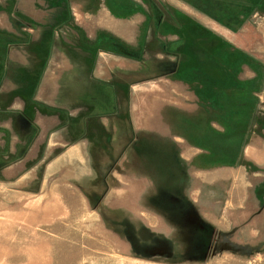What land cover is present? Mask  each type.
I'll list each match as a JSON object with an SVG mask.
<instances>
[{
	"label": "rangeland",
	"instance_id": "374dc122",
	"mask_svg": "<svg viewBox=\"0 0 264 264\" xmlns=\"http://www.w3.org/2000/svg\"><path fill=\"white\" fill-rule=\"evenodd\" d=\"M131 1L0 0V264H264V169L255 168L252 187L247 189L250 194L236 193L241 189L228 187L231 181L214 185L199 178L220 164L176 161L174 138H164L158 130L157 112L150 123L142 122L140 99H122L119 115L112 116L114 101L120 100L98 98L99 90L86 99L82 122L76 114L72 120L67 114H55L60 110L33 98L30 90L37 84L30 70L35 62V69L40 68L48 50L44 44L34 49L30 27L38 24L51 31L60 21L52 19V14L140 13L134 16L139 42L143 30L149 28L151 39L160 37L180 19L182 33L176 39L181 40L185 74L190 59L205 60L206 43L215 46L209 54L220 51L215 57H237L190 22L188 0ZM228 1L232 9V2L239 0ZM257 2L250 1L252 5ZM226 6L216 8L225 11ZM174 10L179 13L175 15ZM259 21L255 14L250 25L256 28ZM100 38L92 48L95 58L97 49L107 53L128 49L123 37ZM260 47L263 53L259 51L258 56L264 59L262 42ZM69 50L81 55L83 47L69 46ZM191 51L197 59L191 58ZM58 56L60 60L65 57L61 50ZM182 85L188 90V81ZM183 102L188 108L190 101ZM261 106L264 111V100ZM182 113V141L174 140L185 146L184 154L194 151L199 158L208 156L206 143L189 133L188 109ZM203 116L210 120L213 143L219 145L226 135L221 126L230 121L233 125L232 120L238 118L233 114ZM253 122L254 116L248 139L255 132ZM208 125L202 124L204 137ZM77 141H82V148ZM186 142L195 149L190 151ZM244 149L240 146L231 164L235 170L246 158L254 159L255 148L246 153ZM247 177L242 171V178Z\"/></svg>",
	"mask_w": 264,
	"mask_h": 264
},
{
	"label": "crops",
	"instance_id": "0c3cea01",
	"mask_svg": "<svg viewBox=\"0 0 264 264\" xmlns=\"http://www.w3.org/2000/svg\"><path fill=\"white\" fill-rule=\"evenodd\" d=\"M117 1L133 4L131 0ZM250 1L232 2L230 9L228 0H188L190 22L205 33L206 38L211 37L212 42L226 45L234 54L236 53L237 57L231 59L229 56L215 57L220 51L209 54L210 47L213 49L215 46L206 43V58L204 61H198L196 46L197 55L192 54L191 51V58L194 55L197 60H189L190 68L186 74L183 73L181 40L176 39V35L182 33L180 19L178 23H174V28L162 31L164 36L161 34L160 37H153L154 40L150 38L149 28L143 30L145 32L142 33L139 42L137 40L139 26L135 28L137 22L134 16L140 13L127 14L125 17L116 16L115 13H118L116 11L111 13L98 10L90 13L77 12L73 15L67 13L64 16L52 14L50 16L53 17L52 19L60 21L54 23L51 31L44 26L39 27L38 24L30 27L29 37L34 49L37 50L38 46L42 47L44 44L48 50L45 58L40 62V68L35 69L38 67L35 62L34 69L30 70L37 84L36 87L33 85L30 91L34 93L33 98L39 99L43 105L60 110L54 112L55 114H67L68 120H72L76 114L77 120L81 119L82 122L85 120L86 99L94 96L99 90L98 98L104 96L107 99L120 100L114 101L117 110L113 107L109 112L112 116L119 115L122 99H140L142 122L150 123V117L157 112L158 130L163 131L164 138L170 140L174 138L182 141L179 135L183 127L182 110L188 109L189 133H194L195 138L202 139V142L206 143L207 150L204 153L208 156L203 155L205 159L199 158L200 154H195L194 151L184 154L182 147L185 146L173 139L174 159L178 162L184 159L195 163H218L220 165L212 167L211 171L199 174V178L207 179L214 185L231 181L228 187L241 189L236 193L250 194L247 189L252 187L255 172L264 169L262 158L264 157V111L261 106L264 100V59L258 56L259 51L263 53L261 42L264 46V0H258L254 5ZM135 2L138 4L139 1ZM223 3L227 5L226 10H218L216 5ZM173 8L177 9L176 6ZM56 13L58 12L55 11ZM174 13L176 15L179 11L174 10ZM232 13L236 15L233 17ZM255 14L260 17L259 26L256 28L250 25ZM72 17L73 20L70 19ZM57 25H60L59 29ZM92 25H95L94 31ZM44 32V35H47L46 39L42 38ZM99 32L102 36L111 34L115 38L123 37L128 49L117 48L118 51L109 53L97 49L98 56L93 57L95 50L92 48H95L94 45L101 39V35L98 36ZM107 39L109 38L106 37ZM78 45L83 47V51L81 55L80 52L73 55L69 46ZM59 50L62 51V56H65L62 60L58 56ZM137 51L140 54L132 53ZM227 51L228 49H225L226 55ZM30 63L31 67L32 62ZM187 81L189 87L184 91L182 83ZM140 84L142 89L135 90ZM137 91L139 94L136 93ZM185 99L190 101L188 108L183 102ZM200 102L201 107H199ZM102 103L106 105V101ZM101 112L104 115L108 113V111ZM204 113L221 117L223 114L238 116L237 119L232 120L233 125L230 121L221 126L222 133L226 134L221 145L213 143L215 134L208 125L209 118L203 116ZM253 116L255 132L248 139ZM221 117L220 123H222ZM238 121L239 124L236 125ZM204 122L209 127L206 137L203 136L205 133L202 131ZM209 137L211 141L207 143L206 139L209 140ZM197 139L192 141L195 142ZM81 142H78L79 148H82ZM186 143L190 151L195 149L193 143ZM240 146L245 148L244 153L254 147L255 156L254 159L249 157L243 160V166L235 170L231 164L235 163V157L240 153ZM245 163H252L253 166H246ZM242 171L250 177L248 182L249 177L245 180L242 178Z\"/></svg>",
	"mask_w": 264,
	"mask_h": 264
},
{
	"label": "trees",
	"instance_id": "16d2710c",
	"mask_svg": "<svg viewBox=\"0 0 264 264\" xmlns=\"http://www.w3.org/2000/svg\"><path fill=\"white\" fill-rule=\"evenodd\" d=\"M115 13V12H114ZM116 16H121V17H125L127 15V13H115ZM102 35V33H99L98 36Z\"/></svg>",
	"mask_w": 264,
	"mask_h": 264
}]
</instances>
